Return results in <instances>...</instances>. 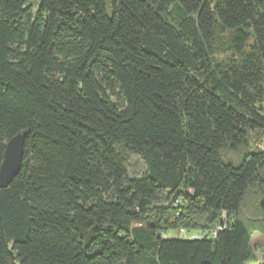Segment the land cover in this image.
I'll return each instance as SVG.
<instances>
[{"label": "trees", "instance_id": "trees-1", "mask_svg": "<svg viewBox=\"0 0 264 264\" xmlns=\"http://www.w3.org/2000/svg\"><path fill=\"white\" fill-rule=\"evenodd\" d=\"M33 2L0 0V264H258L264 0Z\"/></svg>", "mask_w": 264, "mask_h": 264}, {"label": "rangeland", "instance_id": "rangeland-1", "mask_svg": "<svg viewBox=\"0 0 264 264\" xmlns=\"http://www.w3.org/2000/svg\"><path fill=\"white\" fill-rule=\"evenodd\" d=\"M39 1L40 0H34V2L31 4V8L33 10L34 13L37 12L38 9V5H39ZM108 15L111 17L112 16V8L110 3L108 2ZM119 152L124 156V158L127 161V167H128V171H129V175L130 177H139L142 176L143 174H145L147 172L146 166L144 164V162L142 161V159L137 156L136 154H134L133 152H131L128 148L126 147H119ZM197 235H202V233L199 232H191L188 233V235L186 236V238H191ZM169 237L173 236V232L168 233ZM258 241H263L262 247L263 251H260V249L258 248ZM252 246L259 258V263L258 264H264V233H256L253 236V242H252Z\"/></svg>", "mask_w": 264, "mask_h": 264}, {"label": "water", "instance_id": "water-1", "mask_svg": "<svg viewBox=\"0 0 264 264\" xmlns=\"http://www.w3.org/2000/svg\"><path fill=\"white\" fill-rule=\"evenodd\" d=\"M24 155V136L14 137L6 146L4 160L0 168V187L7 188L19 174Z\"/></svg>", "mask_w": 264, "mask_h": 264}, {"label": "built area", "instance_id": "built-area-1", "mask_svg": "<svg viewBox=\"0 0 264 264\" xmlns=\"http://www.w3.org/2000/svg\"><path fill=\"white\" fill-rule=\"evenodd\" d=\"M177 235H178L179 237L186 238V236L188 235V232L185 231V230H182V231L178 232ZM198 238H199L198 236H194V237H191L190 239H195V240H197Z\"/></svg>", "mask_w": 264, "mask_h": 264}, {"label": "crops", "instance_id": "crops-1", "mask_svg": "<svg viewBox=\"0 0 264 264\" xmlns=\"http://www.w3.org/2000/svg\"><path fill=\"white\" fill-rule=\"evenodd\" d=\"M259 242V244H258V248L260 249V251H263V250H261V249H263V247H262V245L261 244H263V241H258Z\"/></svg>", "mask_w": 264, "mask_h": 264}]
</instances>
